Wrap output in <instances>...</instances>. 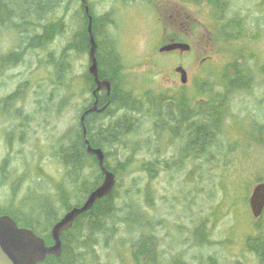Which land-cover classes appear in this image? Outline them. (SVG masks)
I'll use <instances>...</instances> for the list:
<instances>
[{
	"label": "rangeland",
	"instance_id": "1",
	"mask_svg": "<svg viewBox=\"0 0 264 264\" xmlns=\"http://www.w3.org/2000/svg\"><path fill=\"white\" fill-rule=\"evenodd\" d=\"M90 1L97 14L114 12L116 21L109 32L118 39L126 63L119 85L136 96L188 94L193 103H206L224 91L226 79L244 61L253 70H264V0H228L223 11L206 0ZM80 4L81 0H63L49 20H64V34H56L46 50L28 51L22 62L0 75L2 204L19 202L33 189L39 191L38 183L40 190L53 195L67 185L65 168L53 153L67 131L78 125L80 109L92 97L84 77L90 56L89 51L76 49L69 54L72 73L65 84H57L54 67L46 60L50 54L59 57L79 31ZM233 18L243 21V36L238 29L230 31ZM2 32L0 56L13 44L11 34ZM175 39L189 42L192 49L185 54L159 51ZM178 66L188 72L186 84L176 71ZM258 70L253 71L250 91H239L226 100L223 133L211 156L190 159L171 169L163 162L152 178L141 170V164L150 159L142 152L130 169L120 173L118 195L132 191L143 202L169 260L178 256L190 264H261L249 246L250 237L264 226V215L254 218L249 203L258 178H264V144L250 134L254 126L264 123V78ZM17 90L22 95L3 110V99ZM143 123L147 127L145 119ZM175 153L176 145L170 144L160 156L165 161ZM16 180L20 181L13 193ZM146 188L151 191L150 207L146 206ZM202 224L209 235L200 241L196 227ZM116 251H101L100 262L121 264ZM0 264H12L1 248ZM125 264L137 263L128 258Z\"/></svg>",
	"mask_w": 264,
	"mask_h": 264
},
{
	"label": "trees",
	"instance_id": "2",
	"mask_svg": "<svg viewBox=\"0 0 264 264\" xmlns=\"http://www.w3.org/2000/svg\"><path fill=\"white\" fill-rule=\"evenodd\" d=\"M124 1L134 3L141 0ZM206 1L219 11L228 6V0ZM62 3L63 0H0V38L4 34L2 31L7 30L13 40L9 51L0 56V75L5 69L22 62L28 51L46 50L56 34H64L67 27L64 20H49ZM87 5L92 16L93 34L98 43L100 76L112 81L111 95L106 91L102 95L98 94L100 106L109 103L108 108L100 114L92 112L86 116L87 136L94 147H101L105 151V164L116 173L117 181L120 173L130 169L135 156L142 152L149 154L150 159L141 164V170L152 178L163 162L167 169H171L175 165L181 167L183 162L190 159L211 156L214 144L220 141L218 137L223 133V121L228 113L224 107L226 100L239 91H250L255 79L253 71L258 69L254 67L256 70H253L248 64L244 65L245 61L240 67L232 65L235 68L234 75L226 79L224 91L210 97L206 103H193L188 94L170 97L164 93L155 96L146 93L136 96L132 90L119 85L118 77L126 63L118 39L109 32L116 21L114 12L97 14L90 0H87ZM78 13L81 14L79 31L63 48L59 57L53 58L50 54L51 57L46 60L47 64L54 67L57 84H65L70 78L72 66L69 54L75 49L86 52L91 48L89 17L82 0ZM228 26L231 32L238 29L241 36L245 34L241 18H233ZM226 38L230 40L231 37ZM260 72L264 78V70ZM84 77L91 92L94 79L89 71ZM244 79L249 81L243 82ZM20 95L22 92L17 90L4 98L2 109L11 107ZM93 100V97L88 99L80 109V117L84 109L91 107ZM16 111L17 114L21 113V109ZM144 119L147 127L143 123ZM250 134L259 144H264V123L259 127L254 126ZM170 144L176 145V153L169 160L163 161L165 158L162 159L160 155ZM53 155L65 168L64 181L69 189L64 184L58 189V195H53L40 190L38 183L36 187L39 191L31 190L19 202L14 203L12 200L8 204L0 203V215L8 214L20 226L33 228L45 238L48 245L53 243L52 226L64 215L62 213L83 204L104 179L97 158L87 152L80 122L67 131ZM7 160H4L5 164ZM115 161H119V164L115 165ZM19 181H15L13 193ZM259 182H264V178H258ZM119 186L118 181L110 195L98 200L90 211L80 215L72 228L63 234L62 254L48 255L41 264H112L111 260L100 262V252L109 249L117 250L115 253L119 254L121 264H125L128 258L137 264H190L178 256L169 260L161 248L156 223L148 217L143 202L132 191L125 196L118 195ZM146 191V206L150 207L151 191L149 188ZM72 199L74 202H71ZM32 200L37 201L30 203ZM57 202L61 203V207ZM196 235L200 241L206 240L209 235L206 226L198 225ZM249 246L260 263L264 264V226H259L257 236L250 237Z\"/></svg>",
	"mask_w": 264,
	"mask_h": 264
},
{
	"label": "water",
	"instance_id": "3",
	"mask_svg": "<svg viewBox=\"0 0 264 264\" xmlns=\"http://www.w3.org/2000/svg\"><path fill=\"white\" fill-rule=\"evenodd\" d=\"M86 7L89 17L88 31L90 34L91 48L89 51L90 66L89 73L92 75L95 83L93 90L94 101L91 107L84 111L80 117V123L83 127V135L87 144V152L94 155L104 174L102 183L91 191L88 198L81 205L69 209L53 226L51 236L53 243L48 245L45 238L38 235L33 228L20 226L19 223L10 215H0V248L12 264H41L48 255L60 256L63 252V234L70 230L76 219L85 212L90 211L96 202L110 195L117 186V175L105 164L106 154L101 147H94L87 136L86 116L92 112L102 113L109 103L100 106L98 94L106 91L108 95L112 92V81L109 78H101L99 62L97 58L98 43L93 34V22L90 14V8L87 0H82ZM191 44L188 42H170L159 48L160 52H171L180 50L181 52L191 50ZM176 71L181 75V81L185 84L188 81V72L183 66H178ZM250 207L254 218L260 219L264 214V182L257 183L250 196Z\"/></svg>",
	"mask_w": 264,
	"mask_h": 264
},
{
	"label": "flooded vegetation",
	"instance_id": "4",
	"mask_svg": "<svg viewBox=\"0 0 264 264\" xmlns=\"http://www.w3.org/2000/svg\"><path fill=\"white\" fill-rule=\"evenodd\" d=\"M167 30H168V27H165V28H164V31H167ZM164 31H163V33H166V32H164ZM173 42H186V41H180V39H175V41H173ZM188 43H189V42H188ZM191 47H192V45H191ZM191 49H192V48H191ZM176 51L181 52L180 50H176ZM189 51H190V50H189ZM189 51H185V52H181V53H184V54H185V53H188ZM185 84H186V83H185ZM93 86H94V87H93V89H92V91H91L92 97H93V90L95 89V83L93 84ZM99 94L102 95V94H103V91H101ZM98 97H99V95H98ZM93 98H94V97H93ZM94 100H95V99H94ZM94 100H93V101H94ZM91 104H93V102H92ZM88 108H89V107H87L86 109H84V111L87 110ZM84 111H83V113H84ZM83 113H82V114H83ZM82 114H81V115H82ZM60 219H61V218H60ZM53 226H54V225H53ZM53 226H52V228H53Z\"/></svg>",
	"mask_w": 264,
	"mask_h": 264
}]
</instances>
